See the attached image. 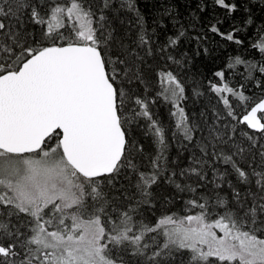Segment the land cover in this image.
Here are the masks:
<instances>
[{"label":"snow or ice","instance_id":"6c2138e0","mask_svg":"<svg viewBox=\"0 0 264 264\" xmlns=\"http://www.w3.org/2000/svg\"><path fill=\"white\" fill-rule=\"evenodd\" d=\"M151 8L156 15L138 0H0V264H175L176 255L180 264H264V19L254 16L264 0ZM185 44L196 45L191 56ZM211 44L260 59L229 55L211 69L216 104L196 119L185 82L165 69L209 56ZM203 88L194 81L192 96ZM160 99L168 129L152 111ZM141 127L153 156L135 139ZM169 131L198 150L178 173L167 167ZM121 179L132 195L117 189ZM162 182L190 193L184 211L195 214L146 217Z\"/></svg>","mask_w":264,"mask_h":264},{"label":"trees","instance_id":"16d2710c","mask_svg":"<svg viewBox=\"0 0 264 264\" xmlns=\"http://www.w3.org/2000/svg\"><path fill=\"white\" fill-rule=\"evenodd\" d=\"M155 0H138V5L143 12L151 11L153 15H156L157 12L155 9L151 8V4L154 3ZM185 0H180V3L183 4ZM163 3V0H161ZM147 5V7H146ZM194 7V5H193ZM183 11V8L180 9ZM237 22L239 21L240 13H237ZM255 17H259L264 19V13L260 12L259 8H257L254 12ZM121 19L125 20V24H127L128 17L121 15ZM189 19L187 15H185L184 20ZM260 23V19L256 20V24ZM227 27V24H225ZM129 35H131L129 33ZM219 39V38H217ZM207 43V42H206ZM195 44H185L181 46V51H188V54L191 56L193 50L195 49ZM209 47L212 49L209 56H205L201 54V56L195 57L191 64H184L182 66H178L169 62L166 66L165 70H171L175 75H177L182 81L185 82L188 90L189 99L185 102L186 110L191 117H195L196 119H200V113L202 111L210 110L213 105L216 104V100L211 93L206 91L207 88V80L206 77H210V70L218 67L222 64L224 60L227 59L229 55H241L249 60H259V53H253L250 48L245 47H237L234 44H230L227 49L221 48L217 44H211ZM177 59H182V56L179 54H175ZM161 66H163V62H161ZM242 67V66H241ZM145 70L148 73L149 83L154 84L155 78V70H157V63L155 61L149 60L148 64L145 66ZM204 81L205 95L201 97L192 96V87L193 82ZM241 83H245L244 81H240ZM235 83V82H234ZM245 87L249 90L248 94L250 95L253 90H255L254 82L253 83H245ZM151 96L149 99L155 96L154 89H150ZM257 94L258 93V90ZM152 111L155 117L161 122V124L166 128H170L173 124V118L170 116V106L166 104L162 99H160L153 107ZM145 129L143 127L137 128L135 131V139L143 145L144 148V156H153L156 153L157 145L155 144L153 138L150 135H145ZM169 136V148L166 152L168 157V171H176L177 173L184 168L189 166L188 157L193 153V151H197L192 147H189L187 151H185L180 143L174 142L171 140V132L168 133ZM145 164H147V160H145ZM221 170H223V166H221ZM209 179H211V172H209ZM234 181V177H229ZM225 189L224 192L220 194L225 196L226 198L231 196V192L228 189L227 184L223 185ZM117 189H127L124 192V195H132L134 193V189L129 185V183L123 179L119 181L117 184ZM158 193V198L154 201L155 207L146 211L144 215L146 217H151L152 222H155V219L159 217L162 213H177L179 215L185 214H195L193 210L192 213H185L184 205L185 201L191 197L190 193H181L176 191V189L162 182L161 185L156 189ZM112 195L117 196L118 192L116 190H112ZM159 197H166L165 200H160ZM181 257L176 255L174 258L175 264H180Z\"/></svg>","mask_w":264,"mask_h":264},{"label":"rangeland","instance_id":"374dc122","mask_svg":"<svg viewBox=\"0 0 264 264\" xmlns=\"http://www.w3.org/2000/svg\"><path fill=\"white\" fill-rule=\"evenodd\" d=\"M219 234V233H218ZM175 258V257H174Z\"/></svg>","mask_w":264,"mask_h":264}]
</instances>
